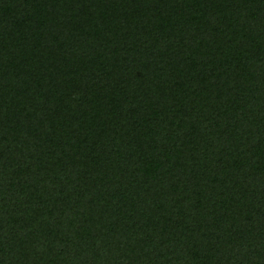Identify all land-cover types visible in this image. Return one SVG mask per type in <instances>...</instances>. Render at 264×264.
<instances>
[{"label": "trees", "instance_id": "obj_1", "mask_svg": "<svg viewBox=\"0 0 264 264\" xmlns=\"http://www.w3.org/2000/svg\"><path fill=\"white\" fill-rule=\"evenodd\" d=\"M0 264H264V0H0Z\"/></svg>", "mask_w": 264, "mask_h": 264}]
</instances>
